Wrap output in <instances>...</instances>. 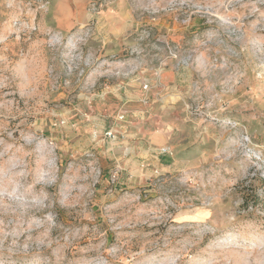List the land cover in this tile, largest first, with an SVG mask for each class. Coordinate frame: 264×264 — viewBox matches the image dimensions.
<instances>
[{
	"label": "rangeland",
	"instance_id": "1",
	"mask_svg": "<svg viewBox=\"0 0 264 264\" xmlns=\"http://www.w3.org/2000/svg\"><path fill=\"white\" fill-rule=\"evenodd\" d=\"M0 264H264V0H0Z\"/></svg>",
	"mask_w": 264,
	"mask_h": 264
},
{
	"label": "built area",
	"instance_id": "2",
	"mask_svg": "<svg viewBox=\"0 0 264 264\" xmlns=\"http://www.w3.org/2000/svg\"><path fill=\"white\" fill-rule=\"evenodd\" d=\"M107 134H110V132H107Z\"/></svg>",
	"mask_w": 264,
	"mask_h": 264
}]
</instances>
